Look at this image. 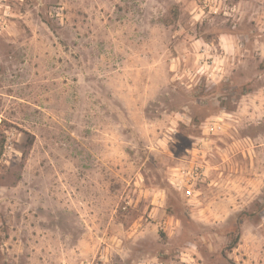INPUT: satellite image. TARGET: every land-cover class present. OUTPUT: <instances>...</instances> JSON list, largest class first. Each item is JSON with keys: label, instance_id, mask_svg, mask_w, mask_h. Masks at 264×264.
Here are the masks:
<instances>
[{"label": "rangeland", "instance_id": "1", "mask_svg": "<svg viewBox=\"0 0 264 264\" xmlns=\"http://www.w3.org/2000/svg\"><path fill=\"white\" fill-rule=\"evenodd\" d=\"M159 263L264 264V0H0V264Z\"/></svg>", "mask_w": 264, "mask_h": 264}, {"label": "built area", "instance_id": "2", "mask_svg": "<svg viewBox=\"0 0 264 264\" xmlns=\"http://www.w3.org/2000/svg\"><path fill=\"white\" fill-rule=\"evenodd\" d=\"M218 129H220L219 124L214 123L209 127L208 132L215 134ZM201 176H202V169L197 165H193L181 171L180 178L176 186L184 191L186 197L191 198L194 196V191H195L192 183L200 179ZM159 264H169V263H159ZM170 264H181V263H170Z\"/></svg>", "mask_w": 264, "mask_h": 264}, {"label": "trees", "instance_id": "3", "mask_svg": "<svg viewBox=\"0 0 264 264\" xmlns=\"http://www.w3.org/2000/svg\"><path fill=\"white\" fill-rule=\"evenodd\" d=\"M237 232H238V231H237ZM236 245H237V239H235V241L232 243L231 248L236 247Z\"/></svg>", "mask_w": 264, "mask_h": 264}]
</instances>
